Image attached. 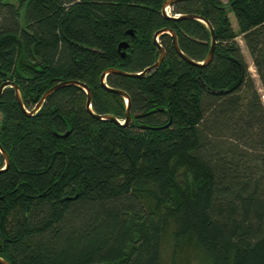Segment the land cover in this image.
I'll list each match as a JSON object with an SVG mask.
<instances>
[{"label": "trees", "instance_id": "1", "mask_svg": "<svg viewBox=\"0 0 264 264\" xmlns=\"http://www.w3.org/2000/svg\"><path fill=\"white\" fill-rule=\"evenodd\" d=\"M164 1L0 0V84L18 86L24 109L4 87L0 257L9 264H264V0H180L171 15ZM187 14L211 24L212 60L186 62L159 34L158 68L106 75L128 96L123 126L126 100L101 73H141L163 28L203 62L210 32L172 18Z\"/></svg>", "mask_w": 264, "mask_h": 264}, {"label": "water", "instance_id": "2", "mask_svg": "<svg viewBox=\"0 0 264 264\" xmlns=\"http://www.w3.org/2000/svg\"><path fill=\"white\" fill-rule=\"evenodd\" d=\"M178 1H180V0H165L163 2V5H162V14L164 15V13H165L164 12L165 7L170 6V5H172V4H174L175 2H178ZM167 17H170V16H167ZM172 18L173 19H186V18H189V19H198L199 21L205 23V25L208 27L209 32H210V47H209L208 53H207V55H206V57H205V59H204L203 62H196V61L190 59L189 57H187L184 53H182V51L180 50V48L178 46L175 32L172 29L163 28V29L158 30V31H156L154 33V40H155V42L157 44V48L159 49V56H158L157 60L152 65L146 67L141 73H126V72H124L122 70H119V69L108 68V69L104 70L101 73V75H100V80L102 81L101 83L104 86L107 87V85L103 82V79H104V77L108 73H111V72H116V73H119V74H124V75H129V76H141V75L145 74L146 72H148V71H150L152 69L158 68L160 66L162 60L164 59L165 51L161 47V45L158 43L157 36L159 34L163 33V32L169 33L172 36V43H173V46H174L175 50L181 56V58H183L186 62H189L191 64H196V65H204V64L209 63L212 60V57H213V48H214V45H215V42H216L215 41L214 31H213V28H212L211 24L207 20H205L204 18H202L200 16H197V15H193V14L182 15V16H180L178 18H176V17H172ZM128 33L133 34L132 30H128ZM128 46H129V44L126 41H121L118 44L117 48H118L119 51H121V56H124L125 55V49L128 48ZM65 83H67V82H59V83L53 85L52 87H50L49 89H47L42 94L41 98L39 99V101L35 105V107L33 108L32 112H36L40 108V106H41L42 102L44 101V99L52 91H54L56 88L62 86ZM72 83H75V82L72 81ZM6 86H10V87H13L14 88L17 102L21 106V108L23 109L22 102H21V99H20L19 93H18V86L14 82H10V81L2 82L0 84V93H1L2 89L4 87H6ZM81 86L84 88V90L87 93L86 104H87L88 108H90L89 104H90L91 94H90L89 90L85 87L84 84H81ZM107 89L108 90H111V91H114V92H117V93H119L120 95H122L125 98L126 103H127L126 110H125V120H124L123 123H120L118 119H116L115 117H113L111 115H104V116L96 115V117L97 118L109 119V120H112L114 122L120 123L123 126L128 125L129 122H130V111H129V99H128L127 94L124 91L119 90V89H112V88H109V87H107ZM32 112H30V113H32ZM67 134H68V132H65L62 136H65ZM0 151L2 152V154H3L4 158H5L6 165H7L9 163L8 154L4 151V149H2L1 146H0ZM0 264H9V263H8V261H6L5 259H3V258L0 257Z\"/></svg>", "mask_w": 264, "mask_h": 264}, {"label": "rangeland", "instance_id": "3", "mask_svg": "<svg viewBox=\"0 0 264 264\" xmlns=\"http://www.w3.org/2000/svg\"><path fill=\"white\" fill-rule=\"evenodd\" d=\"M171 6V5H170ZM229 18L231 20V23H232V27L233 28H236V22H235V18L233 16V14L231 12H229ZM237 41H238V44L240 46V49H241V52L243 54V57L246 61V63L248 64V70L252 76V78L254 79V82H255V85H256V88L258 89V91L262 94L263 93V90L261 88V84L259 82V79H258V76L255 72V69H254V66L252 64V58L243 42V40L241 39L240 36L237 37ZM263 99H264V95H263Z\"/></svg>", "mask_w": 264, "mask_h": 264}, {"label": "bare ground", "instance_id": "4", "mask_svg": "<svg viewBox=\"0 0 264 264\" xmlns=\"http://www.w3.org/2000/svg\"><path fill=\"white\" fill-rule=\"evenodd\" d=\"M167 9H169V6L165 7V9H164V12H165L164 14H165V15H167V14H166V10H167ZM175 17L178 18V15H176ZM37 111H38V110H37Z\"/></svg>", "mask_w": 264, "mask_h": 264}, {"label": "built area", "instance_id": "5", "mask_svg": "<svg viewBox=\"0 0 264 264\" xmlns=\"http://www.w3.org/2000/svg\"><path fill=\"white\" fill-rule=\"evenodd\" d=\"M166 14H167V15H171L170 9H167V10H166Z\"/></svg>", "mask_w": 264, "mask_h": 264}, {"label": "flooded vegetation", "instance_id": "6", "mask_svg": "<svg viewBox=\"0 0 264 264\" xmlns=\"http://www.w3.org/2000/svg\"><path fill=\"white\" fill-rule=\"evenodd\" d=\"M105 80H106V76L104 77V79H103V82L105 83ZM102 82V81H101ZM89 106H90V104H89Z\"/></svg>", "mask_w": 264, "mask_h": 264}]
</instances>
